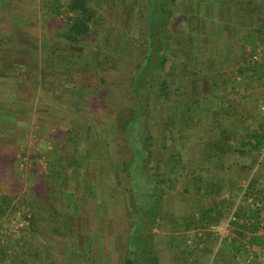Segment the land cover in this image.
<instances>
[{
	"label": "rangeland",
	"instance_id": "1",
	"mask_svg": "<svg viewBox=\"0 0 264 264\" xmlns=\"http://www.w3.org/2000/svg\"><path fill=\"white\" fill-rule=\"evenodd\" d=\"M11 1L8 9L22 25L19 21L20 27L15 32L23 31L24 26L25 33H19L20 39L18 35H14L15 39L12 36V43L20 50H7L12 56L6 55V50L0 52L3 56L0 62L7 66L4 74L0 72V144L5 142L9 150L4 152L2 159L0 157V209L3 212L0 213V249L5 254L0 253V264H22L12 258L16 251L14 243L23 245L24 241L28 242L24 251L28 252L29 247V251L33 248L35 252L34 248L38 246L42 264H130L132 256H136L135 260L138 259L140 264H152L149 241L146 235L139 234L147 231L141 210L147 202L144 199L146 188L138 185V180L133 178L138 174L130 166L137 157L135 149L140 148L135 142L136 136L144 131L149 134L147 142L151 145L149 167L153 173L160 174L155 175L160 188L157 216L151 218L150 224L151 232L155 234L154 252L160 264H175V255L168 252L166 243L171 236H177V243L187 244V250L194 254L191 257L193 264H221L225 256L222 250H226L230 254L227 258L233 260L231 248L238 245L241 253L237 264H264V246L257 242H264V217L258 223L247 218L256 208L262 216L261 201L256 202L255 194L244 195L249 186L261 187L264 198V146L258 153L248 149L241 154L239 146L235 151L217 152L209 163L202 164L203 180L208 187L199 193L195 190L186 192V181L191 177L170 175L161 181L162 174L166 175L171 167L165 156L169 151L164 147V137L170 136L174 138V146L180 145L175 144L179 141L176 115L186 100L194 99L193 71L198 70L202 76L198 85L203 95L211 94L210 81L206 80L209 68L217 79L233 80L235 88L227 87L231 91L229 95L240 101L249 100L244 112L250 113V104L253 100L257 102L256 123L250 118L247 123L254 127L259 123L264 126V59L261 60L264 58V41L259 45V41L254 43L255 39L252 40V44L246 45L247 54L241 59L239 37L243 35L237 34L236 27L228 22L233 0H217L221 9L211 5L213 1L206 12L201 6L192 9L187 0L176 1L167 24L168 59L162 73L155 75L149 83L146 115L139 114L136 108L144 93L138 67L149 46L146 37L149 0H89L97 17L92 30L99 40L78 49L79 55L69 57L74 63L71 64L72 72L67 64L48 63L52 58L50 48L55 44L59 50L71 49L62 39L50 38L54 31L61 32L66 27L65 14L53 19L56 1ZM57 1L63 4V10L68 0ZM236 7L235 11L232 8V13L238 12ZM182 15L202 16L198 20L191 17L187 25ZM2 16L0 13L1 23L4 22ZM5 16L9 23L11 15ZM189 26L194 28L193 38L187 37L186 32L192 30ZM8 27L7 30L14 32L12 24ZM217 28L219 35L215 37L212 30ZM222 44L228 48L227 55L236 54L235 62H222L215 54ZM254 47L252 60L259 63L251 66L252 75L248 71L244 73L245 77L252 76V80L243 81L234 68L237 61L239 65L252 64L248 57ZM20 55L22 57H18ZM18 61L27 65L21 74L13 68ZM40 70L46 72V86L42 85ZM164 78H174L186 86L183 93L170 91V101L165 104L160 97V81ZM67 80L72 82V88L63 84ZM136 114L140 120L145 117L144 127L133 122ZM201 119L200 124L189 130L182 151L193 159V163H197L195 160L206 149L201 145L207 138L205 120L209 116L203 113ZM165 132L167 135L164 136ZM233 143L231 140L230 144ZM84 145L89 150L85 153L89 155L88 161L77 168L70 165L73 157L80 159ZM52 169L65 172L68 178L63 181V186L62 177V180L52 182L63 196L64 215L59 220L62 231L49 239V226L44 225L49 216H44V212L36 215L40 205L35 204L38 194L35 187L39 186L37 175L47 179ZM75 172H78L77 178ZM30 205L34 206L32 210ZM238 209L244 214L239 220L234 214ZM193 214L198 216V221L203 214L201 222L197 223L206 220V224L189 230L192 223L186 231L183 226L185 222L193 221ZM32 216L36 221L33 231L29 226ZM50 221L55 222L54 219ZM253 223L257 228L252 233ZM197 233H202L201 240L196 239ZM49 244H53L50 249ZM244 250L248 251L247 257ZM34 252L25 253L29 260L27 264H34ZM183 257L178 253L176 264Z\"/></svg>",
	"mask_w": 264,
	"mask_h": 264
},
{
	"label": "trees",
	"instance_id": "2",
	"mask_svg": "<svg viewBox=\"0 0 264 264\" xmlns=\"http://www.w3.org/2000/svg\"><path fill=\"white\" fill-rule=\"evenodd\" d=\"M55 1L56 4L54 5L53 13H52L54 17L53 19L55 18L57 19V17H60L62 13L65 14L66 21L64 24L66 27L61 32L54 31V33L50 34V38H52L53 40L56 38V41L58 39H62L63 41H65L70 45L71 49L59 50L57 49L55 44L54 47L52 46L50 48V52L52 54V56L50 55V57L52 58L48 63L52 65L64 63L63 66L67 64L69 67L68 70L70 71L73 68V65L71 64L74 63L71 61V58L69 57H72L71 55L74 54L77 55V53L79 55L80 53L77 52L78 49L80 48L82 49L84 46H87L89 43L96 44L98 42L99 39L96 37L97 34L92 30V27L97 21V17L95 14V10L89 6V0H68L67 2H65L64 4L65 7L63 10H61L63 4L58 2L57 0ZM176 1L177 0L148 1L150 4L149 14H148L149 28L146 37L149 38L148 39L149 46L145 50V57L142 63L138 67V75L142 77L140 84L144 92L142 100L136 108L139 114L142 113L143 115H146L145 108H147L149 103L148 102L149 99L147 97L149 93L148 90L150 87L149 83L152 79H154L155 75L162 73L168 59L166 56L167 49L169 47V44L166 41V38L169 37L166 36L167 24L169 22L172 12L175 10V7L177 5ZM187 1H189V3L191 4L192 9H194L196 6H201V7H205V12H206L207 7L210 6L209 3L213 1L214 2L211 5H215L217 9H221V7L219 6V2H217V0H187ZM11 3H12L11 0H0V13L1 15H3L2 19L4 20V22L2 23L0 22V52L4 50L13 51V48L14 51L20 50L17 49L16 46H14V44L12 43L13 40L12 36L14 38V35H18L19 36L18 39H20L22 36L19 35V33L20 32H23V34L25 33L24 26H23V31L17 30L19 31L18 34L15 32L16 29L20 27L18 26L20 20L17 19L15 16H13L11 10L8 9V7L11 6L10 5ZM235 7L236 9H238V12L232 13L231 10L232 8H234L235 11ZM230 8L231 9H230V14L228 16L229 17L228 22L230 25L232 24L236 27L237 34L240 33L241 35H243V37H239L240 39L239 46L241 48L240 53L242 59L247 54V52H245L246 45L252 44L253 43L252 40L255 39L254 43L256 41H259L258 43L259 45H261V43H263L264 41V0H260L259 2H255V3L253 0H233L231 1ZM4 14L8 16L11 15V18L9 19V23H7L5 19L6 16ZM197 16L198 17H196L195 15V17H193L191 15L189 17L188 15H182V18L184 19V22H186L188 25V22L192 19L191 17L196 18L198 20L202 15H197ZM205 20L207 19L205 18ZM205 23H207V21ZM9 24H12V30H14V32H12L11 29L10 31L7 30L9 29L8 27ZM20 25H21V21H20ZM189 27L192 29L191 26ZM193 29L191 30V32H186L187 37L193 38L194 36L192 32ZM212 31H213L212 32L213 36L216 37L219 35L218 28ZM254 32L257 33V35H255ZM29 42L32 43V41ZM226 49H228L226 44H222V47L219 48L218 52H215V54L216 55L218 54L217 56L220 58L222 62L223 61L235 62L236 54L232 56H230L231 54L227 55L228 53ZM255 50L256 47H254V49L250 53L251 57H248V60H252V54L255 52ZM8 51L6 55L12 56V54L9 53ZM22 53H18V54H22ZM1 54L2 53H0V59L2 61L3 56H1ZM18 57H22V56L20 55ZM263 59L264 58H261V60ZM0 63H1L0 72L4 74V72L7 71L6 69L7 66L3 62ZM258 63L259 62L252 60L251 65L250 62H248V65L244 66V65H239L237 61V66L234 69L235 72L241 77L240 79H242L243 81L245 79H248L250 81L252 80V76L245 77L244 73L248 71L252 75V73L254 72L252 71L253 68L251 69V66L253 67ZM38 66L40 67V62L38 63ZM88 66L89 65H87L86 68ZM26 67L27 65H25V63L21 61H18V64L16 66H13V68L19 74L23 73V70L27 69ZM42 70H40L39 76L42 78L41 79L42 85L46 86L44 81L47 76H46V72ZM209 70L210 68L207 71L206 80L210 81L211 84L210 95L208 94L203 95L202 91H199L198 83L199 81L202 80V78L199 77L202 76L199 74L198 70L193 71L194 79L192 80V84L194 89V94H193L194 99H191V101L186 100L180 106L179 111L176 115L177 116L176 132H177V139L179 141H176L175 144L180 143V145L174 146L172 144L174 143V138L170 136H165L167 135L166 132L164 134L165 137L163 141V143L165 144L164 147H166L167 150L169 151V153H167V155L165 156L168 158L169 164L171 163V167L168 170V172H166V175H164V173L163 174L161 173L162 176L164 177L163 179H161V181L167 180L168 177H171L170 175L176 178L181 176L188 178L191 177L192 179L191 186H193L196 193H199L202 188L208 187L207 182L203 180V174L201 172L202 164L204 162L209 163L217 152L224 153L230 149H233L235 151L239 146L241 154H244L248 149L255 150L258 153L260 148L264 146V126L259 123L257 124V126L254 127L253 124L251 125L247 123L248 118H250V120H252L253 123H256V120L254 119L255 117L254 112L257 110L256 100L255 101L253 100V102L249 106L250 108L252 107L251 112L250 113L244 112L246 108L245 106L247 103H249V100L242 99V101H240V98L238 97L236 98V96H230L231 91L227 89V87L229 89L235 88L233 84L234 81L233 80L229 81L221 78L217 79L216 75ZM2 77H4V75H2ZM65 81L63 82V84L68 87H71L72 82L70 80H67V82ZM179 83L180 82L178 80H175L174 78H169V79L164 78L160 81V97L164 104L170 101L168 100L170 91L183 93L184 91L183 89L186 86L180 85ZM201 93L202 95H200ZM200 96H202L201 100L199 99ZM203 113L205 116L206 115L209 116V119L205 120L207 123L206 128L208 129L207 138L205 139L206 141L202 142L201 145L202 148H206V149L204 150V152H201L202 156L197 157V159L195 160L197 161V163H193L192 162L193 159L188 157L187 153L185 154L182 151H184V142L186 140L189 130L195 128L197 126V123L200 124L201 121H203L201 119V115ZM139 118L140 116L136 114V116H134L133 118L134 119L133 122L138 123L139 125L144 127L145 117L143 116L141 120ZM147 140H149V134L147 133V131L141 132L136 136L135 142H137L140 145V148L135 149V153L137 157L136 160L133 162V164H131L130 166L133 172H136V175L138 174V177L137 176L133 177L138 180V185L141 186L143 185L146 188L144 199L147 202L145 203L144 206H141V210L143 211L142 212L143 221L146 222L147 224L148 223L150 224L151 217H155L157 215V203L159 202L160 199V188L158 186L159 181L158 179H156V176H159L160 174L155 171L153 173L152 169L149 167V164L151 163V157H150L151 145L149 146ZM231 140H234L233 145L230 144ZM0 145L2 146L1 147L2 149H0V157L2 159L3 155L5 156L4 152H7L9 150L5 147L6 145L5 142L1 143ZM84 147L85 145L83 146L84 153L81 155L80 159L77 158L75 160V157H73L70 161L71 163L70 165L74 164V166H76L77 168L80 167L81 163H85L86 161H88L87 158L89 155L85 153H87L89 150L88 149L86 150V148ZM172 147L174 149L169 150V148ZM54 164H56V161L54 162ZM192 166L193 168H191ZM189 168H190L189 170L190 172L188 174L187 170ZM205 169L207 170V168ZM77 175L78 172H75L74 177L77 178ZM37 177L39 178V182H38L39 186L42 185L43 183L45 187H43V185L41 187L39 186L35 187L36 189H38V194L36 197L37 200L35 201V204L37 206L40 205L39 210L36 212L37 213L36 215L39 216L41 215V213L44 212V216L47 215L49 216L47 218L48 221L46 220V222H44V225L46 223V225L49 226L47 232L49 233V239H52L51 235L54 236L56 235V233L62 231L59 226V220L60 218H63L64 215V210L61 207L62 206L61 201L63 199V196L61 195L59 187L55 188L52 182L55 179L56 180L61 179L60 177H62L63 180L61 179L62 180L61 186H63L65 185L63 184V181L68 178V175L65 172L64 173L61 171L58 172L57 170L52 169L47 174L48 180L47 179L43 180L42 175H37ZM262 192L263 189L261 187L256 189L253 186L247 187L244 192L245 196H250L251 194L252 195L255 194L254 196L256 197V202L259 203V201H261L260 209L263 211L262 216H260L261 214L259 208L252 210L250 214L247 215V218H253L257 223L259 220H261V217L262 218L264 217V198H262V194H261ZM33 208L34 206L30 205L29 209L32 210ZM0 213H3L2 209H0ZM234 214L237 220H239L240 217L244 216V214H240V209H238ZM203 217H204L203 214H201L200 218L202 219ZM50 219H54L55 222H51ZM29 222H30L29 225L30 229L33 231L36 228L35 218H33V216L31 218L29 217ZM190 224H192V221L190 222ZM190 224H186L185 226H183V229H186ZM256 226H257L256 223L251 224L250 232L253 233L257 228ZM253 242L256 243V240H254ZM257 242L264 246V242H259V241ZM27 245H28L27 241H24L23 245L17 244V242L16 244L14 243V247L16 248L14 257L12 258L14 262L19 260V262H21L22 264H27L29 260L26 257L27 254L25 253H30V251L34 252L33 248H31V250L29 251V247H28V252L26 250L24 251V247H26ZM37 245L38 244H35V246ZM49 245L50 246L48 248L50 249L53 244H49ZM34 249H35V252L33 253L34 264H42L43 262L40 256L41 250L38 248V246L35 247ZM1 250L2 249H0V251ZM0 253L3 256L5 255L3 251H1ZM73 264L76 263L73 262Z\"/></svg>",
	"mask_w": 264,
	"mask_h": 264
},
{
	"label": "crops",
	"instance_id": "3",
	"mask_svg": "<svg viewBox=\"0 0 264 264\" xmlns=\"http://www.w3.org/2000/svg\"><path fill=\"white\" fill-rule=\"evenodd\" d=\"M186 182H187V184H186L187 186L186 187L188 188V190L186 192H192V191H194L193 186H191L192 179H189ZM193 217H192L193 219L192 218H190V219L193 220L192 223H194V224H192L193 227L191 229H189V230L198 229L199 228L198 227L199 225H201L203 223L206 224V220H204V222L202 220V223H197V222H201V219H199V221H198V216H195L194 214H193ZM142 220H143V218H142ZM143 223H144V225H147L146 226L147 231L146 232L139 233V234L140 235H146V238L149 241V245L148 246L150 248L149 251H150V254H151V258L150 259L151 260L153 259L152 264H160L159 257L156 256V253L154 252L155 251L154 250V246H155L154 237H155V234L153 232H151L152 231L151 230V225H150L151 223L150 224L149 223L147 224L144 221H143ZM185 224H187V223L185 222ZM192 225L190 224L184 230L188 231V228H190ZM171 233H173V232H171ZM173 234L175 235V233H173ZM199 234L202 235V233H199ZM201 235H198V233H197L196 239L201 240L202 239V236ZM176 239H177V236H171V237H169L168 242H166L167 243L168 252H170L171 254H173V256L175 255V260H174L175 261V264H176V259L178 258V253H181V254L184 255V257L182 258V260L181 261L179 260V263L178 264H193L194 262H193V260H192L191 257H194L193 256L194 254L192 253V251L189 252V250H187V248H186L187 247V244L185 242L182 241L181 243H177ZM208 251L210 252V250H208ZM222 251H224V255L225 256L223 257L221 264H237V263H239V262H237V261H239V256H240V253H241V250H240V246L239 245L236 248H235V246H233L231 248V252L230 253H232L233 260L230 259V258L229 259L227 258V256L230 255V254L228 252H226V250H222ZM247 254H248V251L247 250H244L245 257L248 256ZM135 258H137V257L136 256L135 257L132 256V258H130V264H140L138 261H136L138 259L135 260ZM234 258H235V260H234ZM134 261H135V263H134Z\"/></svg>",
	"mask_w": 264,
	"mask_h": 264
}]
</instances>
